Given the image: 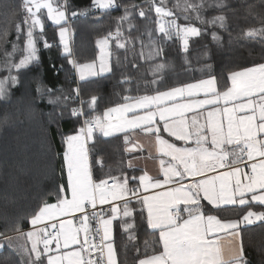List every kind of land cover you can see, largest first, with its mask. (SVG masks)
Instances as JSON below:
<instances>
[{
	"label": "snow or ice",
	"instance_id": "1",
	"mask_svg": "<svg viewBox=\"0 0 264 264\" xmlns=\"http://www.w3.org/2000/svg\"><path fill=\"white\" fill-rule=\"evenodd\" d=\"M92 6L100 11L118 7L115 0H92ZM225 6L223 0H214L207 5L204 0L199 4L190 0L181 4L178 0L174 5L185 14V20L191 19L187 13H195V19L201 23L221 28L225 26V15L204 19L201 12L205 7L222 9ZM152 7L158 32L168 39L174 36L182 39L185 50L188 38L201 34L198 27L178 24L177 15L165 6V0H160L159 4L152 0ZM21 9L24 13L23 27L20 22L15 23L16 41L12 42L10 52L3 49L4 59L0 61V71L7 73L0 76V99L10 95V86L19 82L18 73L38 59L37 41L44 32L43 10H46L47 19L59 27L64 51L72 56L66 40L69 32L66 3L61 4L59 0H22ZM12 13L16 15L15 9ZM124 13L119 21L128 19L127 6ZM71 15L75 17L77 13L72 12ZM139 16H146L143 9ZM37 28L40 29L39 34L35 32ZM22 34L25 40L23 48H20L18 41ZM120 35L118 24L115 34L109 32L96 41L101 52L100 72L111 70L108 66L111 56L109 38L118 41ZM245 35L264 36V25L247 29ZM8 36L9 31L5 27L0 32V45L7 43ZM212 36L217 39L215 32ZM49 46L45 40L44 47ZM117 47L125 48V43L118 42ZM17 53H20L18 60L15 59ZM68 62L79 73L80 80L98 74L95 61L80 64L69 59ZM163 67V64L157 65L156 70ZM14 70L17 74H13ZM75 92L79 96L78 88ZM201 94L204 98H197ZM97 99L92 96L87 102L88 112L83 107L84 101H81V108L71 109V115L83 117V122L73 134L62 136L67 189L59 185L55 193L56 202L44 201L31 216L33 230L21 233L31 247L27 244L15 247L20 264H117L111 242L112 225L121 214L125 218L133 216L134 209L129 208L132 202L130 194L138 197L142 205L140 215L144 217L146 211L147 228L154 236L150 243L145 242V251L137 264H248L239 227L241 223L252 225L264 221V211L248 210L240 219L232 220H225L218 213L229 205L249 209L253 205L264 206V63L231 71L223 89L217 77L210 76L165 91L157 89L151 95L125 96L123 103L108 107L102 113L96 112ZM56 100L59 101L60 97ZM206 105L213 107L207 112L204 123H200L196 115L190 122L186 119L187 112H196ZM198 115L203 116V112ZM157 116L164 122L163 130L183 141L184 147H177L174 142L162 138L160 129L154 126ZM137 128L149 134L155 133L157 152L171 157L166 167L165 161L160 160L163 178L150 176L145 171L139 177L110 176L94 180L88 147L94 140V134L99 132L109 137L116 132ZM217 169L224 171L215 174ZM209 172L214 174L209 176ZM187 176L200 179L185 183ZM130 183L136 186L131 187ZM167 185H171L167 191H157L153 195H141L139 192L141 188L148 192ZM66 190L71 193L70 199L65 195ZM112 201L122 202V209L120 204H113L107 218L103 212L94 211L98 203L104 205ZM202 201H207V205ZM89 206L93 209L91 213ZM77 213L81 214L79 226L74 225L72 219L47 223L59 217H74ZM92 221L97 225L94 228L90 225ZM49 228L54 231H49ZM133 228V223L123 222L124 231L129 232V240L135 239L130 232ZM16 231L19 233L20 229ZM13 241L14 237L0 232V249L6 245L12 248ZM74 245L77 247L73 249ZM137 254L141 256L139 249Z\"/></svg>",
	"mask_w": 264,
	"mask_h": 264
},
{
	"label": "trees",
	"instance_id": "2",
	"mask_svg": "<svg viewBox=\"0 0 264 264\" xmlns=\"http://www.w3.org/2000/svg\"><path fill=\"white\" fill-rule=\"evenodd\" d=\"M59 2L65 4V0ZM67 2L66 12L69 15L76 12L75 17H79L71 28L72 56L65 54L58 35L59 27L47 19L43 10L44 32L37 41L38 59L18 73L19 82L10 86L6 99H0V232L14 237L13 247L6 245L0 251V264H20L15 247L20 244L31 247L26 236L21 235L32 227L31 216L44 201L56 202L59 185L67 189L62 136L73 134L82 124L81 118L71 115V109L77 108L73 101L76 70L69 59L80 64L96 61L100 53L96 41L109 32L115 34L120 25L119 40L109 38V73L80 83L86 101L85 111H89L87 102L96 96L97 113L122 103L127 95L150 94L157 89L161 91L210 76H216L223 89L231 71L264 63V36L245 35L247 29L264 25V0H223L226 6L222 9L205 7L201 12L204 19L226 16L223 28L201 23L195 19V13H187L191 19L185 20V14L174 7L178 0H165V6L173 9L180 24L201 29V34L193 36L188 43L187 50L183 43H170L158 32L152 0H116L117 9L100 11L96 15L92 0ZM179 2L183 4L185 0ZM190 2L199 4L201 0ZM213 2L204 0L206 5ZM21 4L22 0H0V32L5 27L9 31L7 43L0 45V61L4 59L3 49L10 52L12 42L16 41L15 23L20 22L23 27ZM125 6L129 10L128 19L119 21L118 18L125 14ZM139 9L146 13L143 19L138 15ZM81 13L89 16L84 18ZM35 32L39 34L40 29ZM213 32L217 39H213ZM24 40L22 34L18 41L20 48ZM45 40L50 45L47 48ZM118 42L125 43V48L117 47ZM19 56L17 53L15 59ZM160 64L164 67L156 70ZM6 74L0 71V76ZM13 74H17L15 70ZM124 148L123 136L104 139L99 134L94 135L89 144L94 180L139 176L140 171L126 166L128 154ZM130 186L136 185L130 183ZM65 195L69 198V191L66 190ZM246 209L249 208H223L218 215L239 217ZM251 209L264 211V206L253 205ZM140 210L141 207L135 206L134 229L130 230L135 239L129 240V232L124 231L120 221L116 222L115 244L120 264H137L145 251V242L154 239L152 230L147 228L146 214L144 212L141 217ZM243 247L248 264H264V222L243 229Z\"/></svg>",
	"mask_w": 264,
	"mask_h": 264
},
{
	"label": "crops",
	"instance_id": "3",
	"mask_svg": "<svg viewBox=\"0 0 264 264\" xmlns=\"http://www.w3.org/2000/svg\"><path fill=\"white\" fill-rule=\"evenodd\" d=\"M96 10H98V9H96ZM59 38H60V36H59ZM69 38H70V35H68V40H69ZM61 45H62V43H61ZM63 50H64V46H63ZM108 51H110V43L108 45ZM100 56H101V52L99 53V56H98L97 60L95 61L96 62V69L100 68V59H99ZM108 66L110 67V57L108 59ZM107 73H109V71H104V74H107ZM77 77H78L80 82L84 81V80H80L78 72H77ZM97 77H100V76H97V75L91 76V77L86 78L85 80L92 79V78H97ZM206 79H208V78H206ZM165 90H167V89H164V90H161V91H165ZM151 94H154V92L150 93L148 95H151ZM127 96L136 97V96H140V95H127ZM197 98L203 99L204 98L203 94H201V96L197 97ZM123 102H124V100H123ZM181 102H184V101H181ZM212 107L213 106L206 105L202 109H197L196 112H187L185 114L186 119L190 122L192 117L194 115H196L198 121L200 123H204L205 122V118L207 116V112L210 111ZM200 112H203V116L198 115ZM163 124H164V122L159 119V116H157L156 117V124L154 126L158 127L160 129V133L159 134L162 136V138L167 139L169 142H174L177 145V147H184L185 144H184L183 141L176 140L175 137L169 136V134L163 130ZM95 134L101 135L104 139H112V138H116V137H120V136H123L124 139H125V137H127V140L125 139V148H124L126 153L128 154V158L126 160V166L129 169L140 171L139 176L146 171L150 176H154L155 177V176L159 175L161 178H163V173L161 171L160 160L163 159L165 161V165L164 166L166 167L168 162L171 160V157L163 156L162 154L157 152L156 147H155V133L149 134V133L137 128V129H129L127 132H116L114 135L109 136V137H104L99 132H96ZM188 146H192V145L189 144ZM129 164H131L132 166L129 167ZM213 174L214 173H212V172L207 173V175H209V176L213 175ZM215 174H219V173L215 172ZM194 179H200V177L193 178L191 176H187L185 178V183H191ZM137 183H138V181H137ZM169 187H171V185H167V186H165L162 189H150L148 192H144L143 189L141 188L139 190V192H140L141 195H153L157 191H161V192L162 191H167ZM70 198H71V193L69 191V199ZM130 198H134L133 202L129 204V208L130 209H134L133 216L125 218L121 214L116 220L113 221V225H112V240H111V242L113 243V246H114L115 251H116L117 264H120V263H119V260H118L117 248H116V244H115V225H116V222L120 221L122 225H123L124 221H127L128 223H133L134 224L133 218H134L135 206L142 208V205L138 202V197L131 196V194H130ZM115 202H119V201H112L110 204H113ZM133 203H136V204L134 205ZM131 204H133V205H131ZM202 204L207 205V201H202ZM120 206H121V209H122L123 205H120ZM208 206H210V205H208ZM230 207L232 208V207H241V206H239V205L224 206V208H230ZM241 208H244V207H241ZM248 210H251V211H254V212H259V211L255 210V209H246V211L243 213V215L246 214V212ZM109 214L110 213H108V215ZM145 214H146V211H145ZM243 215H241L239 217H231V218H223V219H225V220L240 219ZM63 218H66V217H59L56 221H59V220H61ZM105 218H107V216ZM51 222H55V221H49L47 223H51ZM262 222H264V221H257V222H255L252 225L241 223L240 227H239V231L241 233L240 239L242 240V242H243V229L247 228V227L255 226V225H257L259 223H262ZM73 224L75 225L74 221H73ZM31 230H33L32 227L28 231H31ZM49 231H54V230L49 228ZM222 235H224V234H222ZM29 244H30V242H29ZM52 247L54 248L55 244H53ZM75 247H77V246L74 245L73 249ZM243 249H244V247H243ZM69 250H72V249H69Z\"/></svg>",
	"mask_w": 264,
	"mask_h": 264
},
{
	"label": "built area",
	"instance_id": "4",
	"mask_svg": "<svg viewBox=\"0 0 264 264\" xmlns=\"http://www.w3.org/2000/svg\"><path fill=\"white\" fill-rule=\"evenodd\" d=\"M65 3H66V8L68 7V2H67V0H65ZM118 7H115V8H112L111 10H115V9H117ZM141 9H139L138 10V15H139V11H140ZM100 11L99 10H94L93 11V14L94 15H96V14H98ZM66 14H67V21H68V23H67V26H68V28L70 29V31H71V28H72V24L76 21V20H78L79 19V17H73V16H71V15H69V13L68 12H66ZM89 16V14L88 13H86V14H84L83 15V17L84 18H87ZM140 17V16H139ZM141 19H143L142 17H140ZM170 19V18H169ZM177 23L178 24H180V22L177 20ZM182 25V24H181ZM165 39L168 41V42H170V43H173V42H179V43H183V41H182V39H180V38H177V37H173L172 39H168V38H166L165 37ZM192 39H193V36H190L189 38H188V43H190L191 41H192ZM71 43H73V40H72V38H71ZM76 70V69H75ZM81 82L79 81V79H78V77H77V71H76V81H75V84H76V87H75V89H79V96H77V94H76V92H75V94H74V96H73V101H74V103L77 105V108H81L82 107V105H81V101H84L85 103H86V101L84 100V98H83V96H82V91H81V84H80ZM85 103H84V105H83V107H84V109H85ZM79 118H81V120H82V122H83V117H79ZM221 171H224V169H217L216 170V173H219V172H221ZM109 184L111 185L112 184V181H109ZM131 199V201L133 202V200H134V198H130ZM131 202V203H132ZM113 204H120V205H123L122 204V202H115V203H113ZM113 204H104V205H100L99 203L97 204V207H96V209L94 210V211H96L97 213H100V212H103L104 214H105V217L108 215V213H109V209H110V207L113 205ZM88 211H89V213H91L92 211H93V209H91V207L89 206V208H88ZM80 216H81V214H79V213H77V214H75V216L74 217H66V218H63V219H72V221H74L75 222V225L76 226H79V224H80ZM63 219H61V220H63ZM51 223H53V222H51ZM51 223H48V224H51ZM55 223H59V221H55ZM90 225H91V227H96L97 225H96V222L95 221H92V222H90ZM98 239V238H97Z\"/></svg>",
	"mask_w": 264,
	"mask_h": 264
},
{
	"label": "rangeland",
	"instance_id": "5",
	"mask_svg": "<svg viewBox=\"0 0 264 264\" xmlns=\"http://www.w3.org/2000/svg\"><path fill=\"white\" fill-rule=\"evenodd\" d=\"M115 3H116V0H115ZM67 15V14H66ZM55 25V24H54ZM68 27V26H67ZM59 35V34H58ZM68 35H70V38H69V40H68ZM71 38H72V40H73V34H72V30L70 31V29H69V32L66 34V40H67V42H68V45H69V47L71 48V50L73 49V47H72V44L73 43H71ZM63 45V44H62ZM97 72H98V74H97V76H101V75H103L104 74V71L103 72H100L99 71V69H97ZM91 143V142H90ZM89 143V144H90ZM88 147H89V145H88ZM89 165H90V169H91V164H90V157H89ZM2 249H0V251H1Z\"/></svg>",
	"mask_w": 264,
	"mask_h": 264
}]
</instances>
